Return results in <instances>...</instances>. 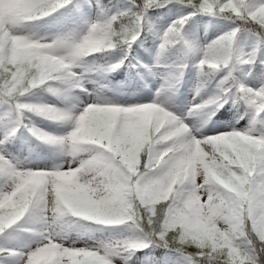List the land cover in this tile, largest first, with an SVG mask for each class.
Segmentation results:
<instances>
[{
    "label": "snow or ice",
    "instance_id": "obj_1",
    "mask_svg": "<svg viewBox=\"0 0 264 264\" xmlns=\"http://www.w3.org/2000/svg\"><path fill=\"white\" fill-rule=\"evenodd\" d=\"M0 264H264V0H0Z\"/></svg>",
    "mask_w": 264,
    "mask_h": 264
},
{
    "label": "trees",
    "instance_id": "obj_2",
    "mask_svg": "<svg viewBox=\"0 0 264 264\" xmlns=\"http://www.w3.org/2000/svg\"><path fill=\"white\" fill-rule=\"evenodd\" d=\"M103 2L104 3H108V0H103ZM122 76H123V74L118 72V73H114L112 75V78L116 79V80H119V79H122ZM217 115H219V114H217ZM25 154H26V150H25Z\"/></svg>",
    "mask_w": 264,
    "mask_h": 264
},
{
    "label": "rangeland",
    "instance_id": "obj_3",
    "mask_svg": "<svg viewBox=\"0 0 264 264\" xmlns=\"http://www.w3.org/2000/svg\"><path fill=\"white\" fill-rule=\"evenodd\" d=\"M113 79V78H112ZM113 80H116V79H113Z\"/></svg>",
    "mask_w": 264,
    "mask_h": 264
}]
</instances>
